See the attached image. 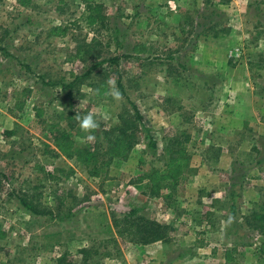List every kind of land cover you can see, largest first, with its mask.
<instances>
[{
    "label": "rangeland",
    "instance_id": "374dc122",
    "mask_svg": "<svg viewBox=\"0 0 264 264\" xmlns=\"http://www.w3.org/2000/svg\"><path fill=\"white\" fill-rule=\"evenodd\" d=\"M89 2L103 5L98 35ZM0 48V264H167L175 248L185 264H221L225 250L199 251L200 240L235 245L229 264H264V232L245 219L264 214V0H0ZM133 104L144 120L119 154L106 131ZM89 111L98 128L85 133L76 114ZM175 131L191 136L195 170L144 195ZM78 148L94 152L88 164L66 153ZM126 214L169 225L170 239L145 250Z\"/></svg>",
    "mask_w": 264,
    "mask_h": 264
},
{
    "label": "trees",
    "instance_id": "16d2710c",
    "mask_svg": "<svg viewBox=\"0 0 264 264\" xmlns=\"http://www.w3.org/2000/svg\"><path fill=\"white\" fill-rule=\"evenodd\" d=\"M102 9L103 5L101 3L89 2L86 6V14H83L87 24L97 35L101 34L102 28L106 30L108 27ZM109 60L110 62H116L119 60V57L110 58ZM77 78L78 77H76V79ZM119 86L121 90H123L121 83H119ZM133 110V112L125 111L120 114L119 118L121 119V123L114 126L111 130L106 131V137L108 141H110V145L115 147L119 154H126L137 142L140 122H143L144 119L139 108L135 104H133ZM173 133L175 134L170 133L165 138L163 150L165 168L162 171L159 168L152 170L142 191L144 195H159L164 185L167 187H177L184 182L183 180L186 179L187 173L195 170L193 166H191V154L186 146L190 135L184 137L185 132L175 131ZM68 139L66 134H61L60 136H56V143L60 146ZM153 145H155V142H153ZM214 147V145H211V153L213 152L212 150L215 149ZM66 153L68 155L78 154V159L84 164H88V160L94 156V152L91 148H78L77 151L67 150ZM219 155V152L214 153L216 159H218ZM97 170L99 169L94 167V169L89 170V173L98 174ZM51 175L52 174L49 173V176ZM25 206L31 211L38 213V210H36L33 205L25 202ZM245 219L249 227L256 230L261 229L264 232V214H257V212L253 210L250 214L245 215ZM123 223L127 225L125 232L133 242L148 244L156 241L166 242L170 239V226L167 224H162L145 217L136 219L133 214H126L123 218ZM2 233L3 232L0 231V236ZM229 255L230 252L227 254V257H229ZM58 261L59 264H75L71 260L68 261L66 256H61Z\"/></svg>",
    "mask_w": 264,
    "mask_h": 264
},
{
    "label": "crops",
    "instance_id": "0c3cea01",
    "mask_svg": "<svg viewBox=\"0 0 264 264\" xmlns=\"http://www.w3.org/2000/svg\"><path fill=\"white\" fill-rule=\"evenodd\" d=\"M235 100H236V98H235ZM235 100H234V102H235ZM183 107L184 106H182V105H179V107H178V110H182L183 109ZM248 111H249V109H247ZM180 113V112H179ZM180 114H182V113H180ZM178 117H179V115H178ZM249 123V120H248V118L247 117H245V121H244V130H242L243 132H242V134L245 136V140L246 139H248V133H254V129L252 128V126H251V124H248ZM255 127H258V123L255 125ZM259 129H260V125H259ZM259 129H257V131H259ZM245 131V132H244ZM249 131V132H248ZM170 133H166V135L164 136V138H166V136L167 135H169ZM257 135V132L255 133V136ZM215 135H214V133L213 132H211V133H207L204 137H205V140H207V142L208 143H210L211 142V145H214V142H213V140H215V137H214ZM191 137V136H190ZM219 145V144H218ZM223 146V145H222ZM222 146L221 145H219V146H217V147H219V153L222 151L223 152V148H224V146H223V148H222ZM253 150H255L257 153H259L260 152V147L258 146V144L257 145H255L253 148H252ZM208 150L209 151H211V146H209V148H208ZM203 152V154H206V152H205V150L204 151H202ZM207 153H208V151H207ZM221 154V153H220ZM220 156V155H219ZM196 167V166H195ZM199 167V166H198ZM200 169V168H199ZM198 169V170H199ZM198 172V171H197ZM198 241V240H197ZM159 242H161V243H166V242H168V241H166V242H164V241H159ZM143 247H145L144 249L145 250H149V249H152L151 248V246L149 245V244H143ZM193 247L194 248H196V249H198L199 251H206L207 249H211V251H213V254L215 253V251L216 250H220L221 249V247H222V249L223 250H225V256H224V258L221 260L222 262H221V264H229L230 263V261L232 260V259H230L229 257H227V254L229 253V251H231V250H235V245H233L232 247H225V248H223V246L221 245V243H215V244H212V242H210V241H204V240H200V241H198L197 243H195V245H193ZM176 249V251H178L179 250V248H175ZM176 251H175V254L174 255H172V256H170V257H165V256H163L161 259H162V261L163 262H165V263H167V264H185V260L184 259H182V260H180L182 257H180L179 255H178V253H176ZM150 257H153V256H150ZM165 257V258H164ZM215 257V255H212L211 256V254L210 255H208V256H205V255H202V257L201 258H199V259H197L196 260V264H211V262H213V261H215L214 258ZM153 259V258H152ZM158 259H160V258H158ZM160 261V263H162V261L161 260H159Z\"/></svg>",
    "mask_w": 264,
    "mask_h": 264
},
{
    "label": "clouds",
    "instance_id": "9594fccd",
    "mask_svg": "<svg viewBox=\"0 0 264 264\" xmlns=\"http://www.w3.org/2000/svg\"><path fill=\"white\" fill-rule=\"evenodd\" d=\"M109 85V94L116 100H119L121 97V93L119 92L118 88L115 85V82L112 80H108ZM76 120L79 124L80 129L85 133H92L98 128V122L95 118L94 113L91 111L87 112L86 114H76ZM94 138L93 135H88L87 139L92 140Z\"/></svg>",
    "mask_w": 264,
    "mask_h": 264
}]
</instances>
